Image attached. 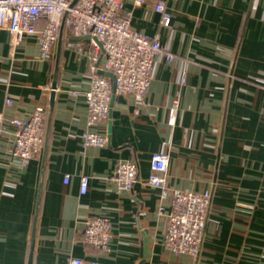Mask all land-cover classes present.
Wrapping results in <instances>:
<instances>
[{"label":"crops","instance_id":"crops-1","mask_svg":"<svg viewBox=\"0 0 264 264\" xmlns=\"http://www.w3.org/2000/svg\"><path fill=\"white\" fill-rule=\"evenodd\" d=\"M164 1L173 16L169 28L154 9L158 0H126L125 9L132 27L158 37L176 60L155 61L143 104L114 95L108 118L93 127L84 99L88 59L69 46L70 30L62 26L48 60H41L36 37L15 48L1 32L0 112L26 118L44 106L48 117L42 153L26 168L0 150V264H68L70 257L194 264L163 248L166 218L157 212L158 191L144 183L163 142L169 143L170 186L213 194L196 264H264V0ZM89 42L83 41L86 49ZM7 97L13 106H6ZM176 99L179 112L170 126ZM88 129L106 134L108 145L83 148ZM128 160L137 162L140 174L131 192L110 182L118 162ZM84 175L89 190L81 195ZM91 215L112 223L106 250L83 241Z\"/></svg>","mask_w":264,"mask_h":264},{"label":"built area","instance_id":"built-area-1","mask_svg":"<svg viewBox=\"0 0 264 264\" xmlns=\"http://www.w3.org/2000/svg\"><path fill=\"white\" fill-rule=\"evenodd\" d=\"M0 0V34L7 31L13 47L20 46L27 37H36L41 60H48L65 25L71 33L69 46L87 56L90 70V89L84 94L89 112V127L105 121L114 95H131L136 103L143 104L151 85L155 61L165 57L173 62L175 56L163 47L158 37H149L132 27V15L126 11V0ZM148 0H134L142 5ZM178 2L179 0H173ZM160 14V24L169 28L172 13L166 2L158 0L154 6ZM43 22V26L38 27ZM89 38V48L84 39ZM110 72L113 79L101 75ZM185 79H182V84ZM78 96L77 92H73ZM6 106L14 101L6 98ZM179 112L176 99L169 109L168 123L174 126ZM48 109L35 107L26 118L0 112V150L9 151L20 168L40 157L45 141ZM83 148H104L108 136L86 130L81 135ZM168 142L150 158V173L144 183L158 191V214L166 218L162 246L176 256H188L196 264L201 256L206 224L212 210L213 194L184 191L170 186L167 178L170 153ZM135 160L118 162L110 178L119 190L131 192L140 181ZM70 181L65 175L64 182ZM89 176L80 179V194L89 190ZM169 207V210L166 209ZM112 223L107 216L91 215L83 226V241L98 250H106L112 239ZM68 264H103L94 259L70 257Z\"/></svg>","mask_w":264,"mask_h":264},{"label":"water","instance_id":"water-1","mask_svg":"<svg viewBox=\"0 0 264 264\" xmlns=\"http://www.w3.org/2000/svg\"><path fill=\"white\" fill-rule=\"evenodd\" d=\"M76 2H77V0H74L73 4H75ZM100 74L113 79V75L110 72L101 71ZM55 90H56V84H53L52 85V92L50 95V106H51V108H53V104H54ZM113 100H114V97L112 98L111 106H112ZM49 120H50V117H49Z\"/></svg>","mask_w":264,"mask_h":264}]
</instances>
